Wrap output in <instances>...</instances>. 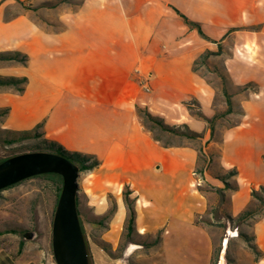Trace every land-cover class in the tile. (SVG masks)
I'll list each match as a JSON object with an SVG mask.
<instances>
[{
    "label": "crops",
    "instance_id": "1",
    "mask_svg": "<svg viewBox=\"0 0 264 264\" xmlns=\"http://www.w3.org/2000/svg\"><path fill=\"white\" fill-rule=\"evenodd\" d=\"M229 4L221 13L211 0H83L72 10L55 8L47 21L21 14L0 25V52L28 57L26 65L0 62L1 77L26 79L22 93L0 87V110H7L0 116V130L20 133L38 126L42 139L94 157L98 165L84 170L89 174L79 179L80 193L99 214L108 208L106 195H113L115 211L106 234L120 237L127 219L122 190L127 187L136 202L135 230L141 234L139 214L148 204L141 191L168 183L165 188L179 198L185 189L180 176L191 174L200 162L194 146L164 147L155 140L137 115V109H145L168 126L200 134L195 139L203 152L211 157V149L217 151L207 177L218 189L223 174L235 184L225 202H216L214 217L209 197L202 194L204 210L197 216L206 213L223 221L240 215L251 200V188L264 186V0ZM174 10L203 28L223 22V15L257 27L241 43L255 45V54L241 48L238 70L226 67L233 84L253 83L257 91L236 99L240 120L223 131L219 143L211 144V130L186 106L192 98L211 117L215 92L192 69L204 41ZM232 170L236 174L227 176ZM34 238L33 233L0 230V264H50ZM254 242L258 262L264 263V214L255 224Z\"/></svg>",
    "mask_w": 264,
    "mask_h": 264
},
{
    "label": "rangeland",
    "instance_id": "2",
    "mask_svg": "<svg viewBox=\"0 0 264 264\" xmlns=\"http://www.w3.org/2000/svg\"><path fill=\"white\" fill-rule=\"evenodd\" d=\"M82 1L0 0V25L13 22L21 14H28L34 18L40 17L47 21V17L51 16L49 13H56L55 8L67 7L72 10ZM229 5V0H211V6L215 10H220L221 13L225 9H229ZM223 18H225L223 22L211 23L207 28H203L200 23L204 34L209 39L217 41L221 47L219 55L210 56L206 64L199 63L196 66L197 73L211 85L215 92L211 102V117L205 116L213 119L211 124L209 125L197 116V113L202 114V112L194 99L191 98L186 102L189 112L205 122L209 129L212 128L211 144L219 143L223 131L238 124L240 107L236 99L247 97L250 93L257 91L256 85L253 83L233 84L226 71V67L237 69L238 64L235 59L238 58L241 48L246 49L249 54H255V45L242 47L241 43L246 40L247 36L253 37L250 32H255L257 27L245 21L240 23L239 21L226 20L224 15ZM231 29L236 30L230 31ZM201 39L204 41L201 43V50H203L201 54L205 51H218L217 44ZM224 74L229 79L226 88L232 101V112L230 113L225 112L227 103L222 90L223 81L220 78ZM5 79L10 78L0 76V80ZM5 87H13L16 90L14 86L7 85ZM146 125L152 128V135L160 140L161 145L188 144L199 149L200 162L193 169L198 174L193 176L192 171L191 174L184 173L180 176L181 186L185 189L182 195L176 199L175 192L165 188L168 183H165L163 189L153 192L141 191L142 196L148 202L143 207L142 213L139 214V226H144V231L141 234L136 231L131 233L129 239L126 227L120 237L106 234L109 220L115 211L113 195H106L108 208L103 214H99V211L87 204L86 196L80 193L79 186L77 210L82 232L87 240L90 264H259L258 260L261 254L258 250V254L253 252L249 245H255V224L264 214V207L258 211L257 204L251 198L243 211L255 210L256 213L252 216L241 220H237L239 215L236 217L227 216L223 221H216L213 218L214 215H218V211L214 210L216 202H225L229 194L235 190V184L230 177L225 178L228 186L222 181L220 189L216 188L207 177L210 167L212 168L214 165L217 151L211 149V157L207 156L206 152L202 150L201 141L188 140L187 137L181 135L164 133L148 122ZM179 128L185 131L183 127ZM21 134L22 132L9 133L0 130V159H7L26 152L41 151L38 149L41 137H35L33 132L28 138L21 137ZM199 169L203 170L199 172ZM88 174V171H81L79 179L87 178ZM162 182L163 179L160 180V183ZM61 186V177L44 175L26 179L0 191V230H15L21 236L28 233L35 234L36 241L34 243H37L39 250L43 251L45 260H50L53 256L50 240L51 228ZM252 189L254 188H251V191ZM126 191L130 190L124 187L122 194ZM202 194L209 197L211 205L209 209L211 208L213 217L206 213L197 216V213L204 210L205 202ZM130 198L134 199L131 194ZM135 203L134 199V210ZM222 213L224 214L223 211L220 214L223 215ZM101 218H103V222L99 224Z\"/></svg>",
    "mask_w": 264,
    "mask_h": 264
},
{
    "label": "water",
    "instance_id": "3",
    "mask_svg": "<svg viewBox=\"0 0 264 264\" xmlns=\"http://www.w3.org/2000/svg\"><path fill=\"white\" fill-rule=\"evenodd\" d=\"M48 174L62 179L51 228L53 259L56 264H90L77 211L80 178L77 165L61 155L42 151L9 157L0 162V191L26 179Z\"/></svg>",
    "mask_w": 264,
    "mask_h": 264
},
{
    "label": "trees",
    "instance_id": "4",
    "mask_svg": "<svg viewBox=\"0 0 264 264\" xmlns=\"http://www.w3.org/2000/svg\"><path fill=\"white\" fill-rule=\"evenodd\" d=\"M174 11L179 16V18H181L183 23L189 29L195 30L201 38L218 45V51H216V52L205 51L203 54H201L195 60V62L193 63L192 69L194 72H197V69H196L197 64H199V63L206 64L207 59L210 56L219 55L221 47L217 41H213V40L209 39L204 34L200 23L191 21L184 14L180 13L177 10H174ZM234 30H236V29H231L230 31H234ZM0 61H17V62L25 65L28 61V57L25 54H21L19 52H10V53L0 52ZM220 78L223 81V89L222 90H223V95L225 96L226 103H227V110L225 112L230 113V112H232V101L230 99V96H229V94L227 92V88H226V85H227V82H229V79L227 78V76L225 74L221 75ZM25 82H26L25 78H21V79L10 78V79H5V80H0V86H7V85L14 86L16 88L17 92L22 93L23 92L22 86L25 84ZM18 85H21V86H18ZM244 90H246V89H244ZM6 112H7V110H2V111H0V114H6ZM239 114L241 115V111ZM137 115H138V118L141 120V123L143 124V126L149 132H151V134H152V128H150L146 125L147 122L150 124H153L155 127L159 128V130H161L164 133L181 135V136H184L187 138H193V139L201 138L200 134L189 131L186 126H183V129H185V131H182L180 128L171 127V126L164 124L161 119L151 115L145 109H137ZM197 116L199 118L203 119L209 125L211 124V122L213 120V119L206 118L201 113H197ZM37 129H38V126L32 131L22 132L21 137L28 138L32 135V132H33L35 137L40 138L41 134L37 132ZM210 130L212 132L211 127H210ZM7 132H9V131H7ZM153 138L155 140H157L159 143H161L160 140L158 138H156L154 135H153ZM162 146L168 147L169 145L162 144ZM38 149H40L43 152H49V153H54V154H58V155L63 156L64 158H66L67 160L72 162L73 164L77 165L80 172L84 171V170H91L98 165L97 160L94 159V157H92V156L80 154L77 152H68V151L64 150L61 146L57 145L56 143L45 140V139H41V142L38 145ZM3 160H5V158L0 159V162ZM263 160H264V157H263ZM201 171H202V169H199V172H201ZM235 174H236V172L234 170H232V171H229L227 173V176H232ZM48 175H53V174H48ZM41 176H44V175H41ZM36 177H38V176H36ZM221 180H223L225 185L228 186V183L225 181V177H222ZM130 194H131L130 191H126L125 193H123V199H124V203L126 205L127 214H128L127 219H126V225H125V227L127 229V233H128V236H127L128 239L130 238L131 233L136 231L135 230V210L133 207L134 199L130 198ZM251 198L257 204L258 211L261 208H263L264 207V186H260L258 190L252 189ZM254 213H256L255 210H252V211L251 210H245L238 216L237 220H241L243 218H247L249 216H252ZM78 215H79V212H78ZM102 222H103V218H101V220H99L98 223L100 224ZM10 231L17 232L15 230H10ZM83 235H84V239H85V242L87 245L86 236L84 233H83ZM105 244H107V243H105ZM249 247L253 252L258 254V251H257V248L255 245H249Z\"/></svg>",
    "mask_w": 264,
    "mask_h": 264
},
{
    "label": "built area",
    "instance_id": "5",
    "mask_svg": "<svg viewBox=\"0 0 264 264\" xmlns=\"http://www.w3.org/2000/svg\"><path fill=\"white\" fill-rule=\"evenodd\" d=\"M143 85H144V84H143ZM144 87H145V86H144ZM145 89L148 90L147 87H145ZM192 175H193V174H192ZM48 263H50V264H56L55 261H54V259H53V256H52L51 259L48 261Z\"/></svg>",
    "mask_w": 264,
    "mask_h": 264
},
{
    "label": "bare ground",
    "instance_id": "6",
    "mask_svg": "<svg viewBox=\"0 0 264 264\" xmlns=\"http://www.w3.org/2000/svg\"><path fill=\"white\" fill-rule=\"evenodd\" d=\"M202 170H203V169H202ZM196 174H198V173H196V171H194V172H193V176H196ZM198 177H199V176H198ZM195 178H196V177H195ZM198 179H199V178H198ZM198 179H197V180H198ZM198 182H199V181H198Z\"/></svg>",
    "mask_w": 264,
    "mask_h": 264
}]
</instances>
